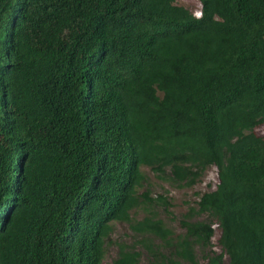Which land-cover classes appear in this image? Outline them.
<instances>
[{
	"label": "trees",
	"instance_id": "obj_1",
	"mask_svg": "<svg viewBox=\"0 0 264 264\" xmlns=\"http://www.w3.org/2000/svg\"><path fill=\"white\" fill-rule=\"evenodd\" d=\"M200 2L0 0V264H264V0ZM213 166L176 234L146 169Z\"/></svg>",
	"mask_w": 264,
	"mask_h": 264
},
{
	"label": "rangeland",
	"instance_id": "obj_2",
	"mask_svg": "<svg viewBox=\"0 0 264 264\" xmlns=\"http://www.w3.org/2000/svg\"><path fill=\"white\" fill-rule=\"evenodd\" d=\"M176 5L183 6L189 9L196 17L201 16L202 5L200 0H175ZM256 134L264 138V125L259 126L255 130ZM147 182L143 191H149L153 197L165 196L171 203L166 210L159 208V217L170 227L176 234L182 233L180 225L183 216L187 213L190 207H195L200 198L208 192L216 190L219 183L218 171L216 167H210L197 184L193 187H180L179 185L167 182L166 179L160 178L153 173L149 168L146 169ZM169 177V176H167ZM144 214L142 212L135 213L136 219H142ZM201 217L200 219H202ZM215 237L212 239V253L213 255L221 254L219 245L220 230L217 224H214ZM135 240V235L130 230L126 223H117L112 229L110 242L106 246V258L104 264H113L118 257L120 245L125 243L132 244ZM198 260L200 264H210L209 259H203L201 253H198ZM140 264H149V258L142 253ZM222 264H229V258L224 257Z\"/></svg>",
	"mask_w": 264,
	"mask_h": 264
}]
</instances>
